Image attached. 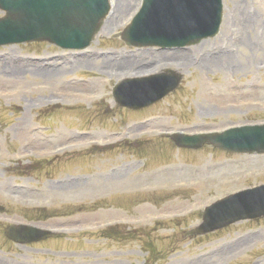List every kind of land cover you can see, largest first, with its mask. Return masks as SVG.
<instances>
[{
    "label": "rangeland",
    "instance_id": "obj_1",
    "mask_svg": "<svg viewBox=\"0 0 264 264\" xmlns=\"http://www.w3.org/2000/svg\"><path fill=\"white\" fill-rule=\"evenodd\" d=\"M222 1V24L215 37L186 48L185 54L162 55V60H184L183 64H165L158 70L181 73L178 89L150 110H141L147 112L117 113L116 120L106 117L114 108L110 91L118 80L111 71L117 73L115 70L137 66L128 63L122 42L118 39L109 42V35L120 28L114 26L133 7V0L123 6L125 9L119 15L117 12L114 18L108 16L109 27L102 26L83 55L63 52L48 44L0 49L4 52L0 61L18 64L9 73L10 69L0 63V216L8 219L0 221V264H264V219L239 222L202 238H183V231L199 221L206 203L242 186L264 181V156L211 147L195 152L177 151L171 150L166 139H161L147 145L143 155L133 156L129 151L84 157L82 150H73L52 160L45 171L28 175L11 173L9 169L18 163L23 169L29 158L46 156L71 141L102 140L108 131L122 129L142 118H148L149 124L162 131L220 130L264 121V0ZM94 47L116 51L103 52L102 58L97 59L93 57ZM116 52L118 57H114ZM18 53L27 59L40 60L29 59L20 64ZM64 58L66 63L58 66ZM151 64L152 59L148 68ZM42 68H51L54 76L46 78L47 70L43 76ZM100 90V99L90 95ZM16 105L21 107L20 114L8 116V106ZM49 105H59L58 111L47 120L36 116L38 110ZM77 105L88 109V112L76 110L80 111V118L76 111L66 110ZM95 106L98 112H94ZM75 129L90 133L82 137L74 133ZM132 139L129 137L128 141ZM124 161L129 163L124 167H129L132 175L110 177L107 173L110 167L122 174L120 167ZM99 172L102 176L98 180L124 179L105 181L100 186L80 185L76 193L74 183H53L54 179L69 181L73 175H87L94 180L92 177ZM178 183L188 187L168 195L143 196L133 192L143 186L169 189ZM37 186L41 189L32 193L30 188ZM125 189L129 192L119 194ZM104 192L120 203L127 202L129 208L111 198L102 206L111 209L34 218L32 210L38 205L63 209L75 200L93 202ZM109 219H128L130 226L144 229L115 239L92 232ZM156 219H162L161 223L154 224ZM20 220L62 226L63 234L38 243L16 244L6 239L4 230L11 221Z\"/></svg>",
    "mask_w": 264,
    "mask_h": 264
},
{
    "label": "water",
    "instance_id": "obj_2",
    "mask_svg": "<svg viewBox=\"0 0 264 264\" xmlns=\"http://www.w3.org/2000/svg\"><path fill=\"white\" fill-rule=\"evenodd\" d=\"M217 25V22L215 23L214 27H216ZM196 40L194 37H191L190 38V41H194ZM211 142L215 143L216 145L220 146L218 143H216L215 141L216 140H210ZM202 143V141H200L198 144ZM187 145H189V143H187ZM216 213H218V216L220 218L217 219L218 222H222V221H230V220H233L235 218V216L232 214V212L228 209H226V206L225 205H222V206H219L218 209L215 210ZM249 213V212H248ZM214 217L216 216H210L208 218V220H204V223L198 227V228H195L194 230H192L191 232H202L204 230H207V229H212L210 228L211 226H215L213 225L216 221L213 219ZM219 225V224H218Z\"/></svg>",
    "mask_w": 264,
    "mask_h": 264
},
{
    "label": "bare ground",
    "instance_id": "obj_3",
    "mask_svg": "<svg viewBox=\"0 0 264 264\" xmlns=\"http://www.w3.org/2000/svg\"><path fill=\"white\" fill-rule=\"evenodd\" d=\"M230 56V55H229ZM222 58V57H221ZM180 64H183V62H181Z\"/></svg>",
    "mask_w": 264,
    "mask_h": 264
}]
</instances>
